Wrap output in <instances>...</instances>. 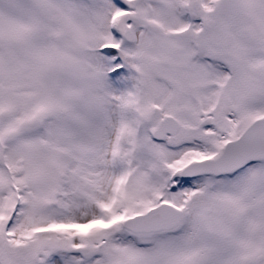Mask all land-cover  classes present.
<instances>
[{
  "label": "snow or ice",
  "instance_id": "obj_1",
  "mask_svg": "<svg viewBox=\"0 0 264 264\" xmlns=\"http://www.w3.org/2000/svg\"><path fill=\"white\" fill-rule=\"evenodd\" d=\"M0 264H264V0H0Z\"/></svg>",
  "mask_w": 264,
  "mask_h": 264
}]
</instances>
